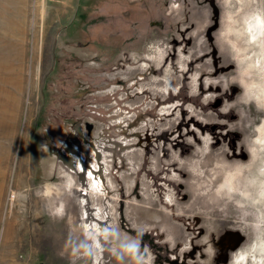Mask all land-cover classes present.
I'll return each instance as SVG.
<instances>
[{"label": "rangeland", "instance_id": "rangeland-1", "mask_svg": "<svg viewBox=\"0 0 264 264\" xmlns=\"http://www.w3.org/2000/svg\"><path fill=\"white\" fill-rule=\"evenodd\" d=\"M257 13L264 0H0V264H233L261 247L264 206L206 203L225 167L264 165ZM90 170L101 205L82 194ZM65 171L71 189L48 195Z\"/></svg>", "mask_w": 264, "mask_h": 264}, {"label": "bare ground", "instance_id": "bare-ground-1", "mask_svg": "<svg viewBox=\"0 0 264 264\" xmlns=\"http://www.w3.org/2000/svg\"><path fill=\"white\" fill-rule=\"evenodd\" d=\"M245 28H246V32H248V37L250 40H254V43L253 44H257L259 43V40H261L262 37H264V20L263 18L261 17L260 14H255V15H251L249 18H247L245 21ZM242 26V27H243ZM242 29V28H241ZM244 32L243 29L240 33ZM245 32V33H246ZM247 34V33H246ZM249 39L247 38V40L249 41ZM247 42V41H246ZM251 42V41H250ZM261 42V41H260ZM251 43V44H252ZM264 44V43H263ZM248 45V44H247ZM252 46V45H251ZM263 46V45H262ZM253 47V46H252ZM257 47V46H256ZM259 48V47H257ZM252 50V49H250ZM263 50V49H262ZM245 52V51H244ZM251 52V51H250ZM257 52V51H256ZM259 52V51H258ZM244 54V53H243ZM249 53H247L246 55H248ZM261 54V53H260ZM245 55V56H246ZM250 56V55H249ZM254 56V55H253ZM247 57V56H246ZM258 56L256 57H253L251 60H250V64L252 65V69L254 67L255 70L257 71V74L258 72H260V70L263 68L262 67V64L258 65V60L257 59ZM161 59V58H160ZM248 63V62H247ZM250 66V65H249ZM263 71V70H262ZM256 73V72H255ZM247 80V79H246ZM244 81V80H243ZM247 82V81H246ZM262 84V82H261ZM264 84V83H263ZM252 90V89H251ZM264 92V91H263ZM260 95V93H259ZM264 96V95H263ZM259 97V96H258ZM261 97V96H260ZM263 100V99H262ZM261 100V101H262ZM260 102V100H259ZM167 110V109H166ZM15 121V120H14ZM1 128V127H0ZM15 128V126H14ZM3 131V130H2ZM15 131L9 134H6L5 135V138H8L11 142H14L15 141V134H14ZM1 133V132H0ZM4 133V132H3ZM2 134V133H1ZM5 134V133H4ZM3 134V135H4ZM261 141H264V128L261 129ZM260 141V144L263 145L264 142H261ZM257 146V145H256ZM254 147V146H253ZM261 149H264V148H260ZM255 150V149H254ZM258 150V149H257ZM256 150V151H257ZM260 152V151H259ZM254 154V153H253ZM257 154V153H256ZM256 154L254 156H256ZM261 154V153H259ZM264 154V153H263ZM254 156H253V159H254ZM262 156V155H261ZM258 157V156H257ZM260 157V156H259ZM264 157V156H263ZM23 155L21 157V162L19 163V171L21 172V170L24 169V164H23ZM255 160V159H254ZM257 160V159H256ZM262 160H264L262 158ZM261 160V161H262ZM225 161L226 158H225ZM259 161V162H261ZM228 162V161H227ZM226 162V163H227ZM253 162V161H252ZM251 162V163H252ZM258 162V160H257ZM235 163V162H234ZM238 163V162H237ZM250 163V164H251ZM207 164V163H206ZM249 164V165H250ZM254 164V163H253ZM257 164V163H256ZM235 165V164H234ZM79 168L82 169L83 167V163L82 162H79L78 164ZM97 166V164H96ZM239 166V165H238ZM251 166V165H250ZM249 166V167H250ZM242 167V166H241ZM252 167V166H251ZM229 167H225L224 169V172L223 174L220 173V175H222V178L221 180L218 178V176H216L215 179H213L211 177L210 181H211V185L215 182H219L218 184V187L215 189V191H213L212 193L210 192V201H206L207 205L210 206V207H214L215 205H218L222 202H225L229 197H231L229 195L230 191L231 193L234 192L235 190H239L240 193H243L244 196H247L251 199L252 203L255 204L256 206H264V165L261 164L260 166H258L257 169H255V171L253 173H251V175H247L246 177L239 174L241 172H243V170L241 168L238 169V167L236 168L237 171L235 172H232L233 168L231 169L232 171L228 170ZM248 168V167H247ZM255 168V166H254ZM220 171H221V168H219ZM235 169V168H234ZM250 169V168H248ZM252 169V168H251ZM216 170V169H215ZM223 170V169H222ZM24 171V170H23ZM219 171V172H220ZM245 171V170H244ZM77 173H81V171H76ZM217 172V171H216ZM247 172V171H246ZM132 173V172H131ZM215 173V172H213ZM248 173V172H247ZM73 174V173H72ZM72 174L69 172V171H65V185L64 186H57V187H47L48 188V195H61V194H65L66 193V190L69 191L72 186V184L74 183L73 178L72 177ZM245 174V173H244ZM250 174V173H249ZM18 175V174H17ZM22 175V174H21ZM246 175V174H245ZM21 177V176H20ZM23 178V177H22ZM86 178H89L88 179V182H89V187L86 188V191L84 193H82L83 195H87L89 192L93 195V198H95L96 200H101L100 197H104L105 195V186H104V182L103 180H101L100 178H97L96 175H94V172L92 170L89 171L88 175L86 176ZM132 178V177H131ZM210 178V177H209ZM21 179V178H20ZM25 182V180H22ZM207 181V180H206ZM209 181V180H208ZM130 184L132 185L133 183V179H131L130 181ZM78 183V182H77ZM109 183V182H108ZM18 184V183H17ZM20 184V183H19ZM112 184L111 186H114L113 183H110ZM75 185V184H74ZM79 185V184H77ZM209 185H210V182H209ZM198 186V185H197ZM116 188V187H115ZM115 191V190H114ZM238 192V191H236ZM90 194V195H91ZM235 194V192L233 193ZM239 194V193H238ZM243 196V197H244ZM197 198V196H196ZM205 198V197H204ZM232 198V197H231ZM248 198V199H249ZM198 199V198H197ZM82 200H84V198H82ZM98 200V201H99ZM195 200V199H194ZM199 200V199H198ZM207 200V199H206ZM97 204L99 203V205H101V202H96ZM197 204V203H196ZM202 204V203H201ZM110 206V205H109ZM99 208V210L101 211V208L99 206H97ZM113 207V206H112ZM148 208V207H147ZM99 213V212H98ZM148 214L149 216H151L152 218H155L156 220L158 219H163L161 218V214L159 213V211H157L156 209H149L148 210ZM163 216V215H162ZM167 216V215H166ZM170 217V216H169ZM154 219V220H155ZM169 219V218H168ZM163 221V220H162ZM161 221V222H162ZM166 221H168L166 219ZM164 222V221H163ZM166 225V223H165ZM113 236L116 237V239H119V240H122L124 241L126 238L125 236L122 237L121 235L119 236V233L117 232V226L114 225L113 226ZM112 230V229H111ZM171 230V229H170ZM169 235V234H168ZM41 236V235H40ZM112 236V237H113ZM95 242L96 244H98V241L97 239H95ZM264 242V241H263ZM262 242V245L261 247H256L253 249V246H252V249L249 250V249H241L239 251V253H237L235 255V257L233 258V264H264V244ZM127 246H125V251H124V258H123V261L124 262H131L132 260V257H130L129 253V248H126ZM98 256V251H97V254H96V257ZM133 262V260H132Z\"/></svg>", "mask_w": 264, "mask_h": 264}, {"label": "water", "instance_id": "water-1", "mask_svg": "<svg viewBox=\"0 0 264 264\" xmlns=\"http://www.w3.org/2000/svg\"><path fill=\"white\" fill-rule=\"evenodd\" d=\"M86 127H87L88 131L90 132L92 130V128H93V124L87 123Z\"/></svg>", "mask_w": 264, "mask_h": 264}, {"label": "flooded vegetation", "instance_id": "flooded-vegetation-1", "mask_svg": "<svg viewBox=\"0 0 264 264\" xmlns=\"http://www.w3.org/2000/svg\"><path fill=\"white\" fill-rule=\"evenodd\" d=\"M178 264H188V263H186V260H184L183 262H178V261H176Z\"/></svg>", "mask_w": 264, "mask_h": 264}]
</instances>
